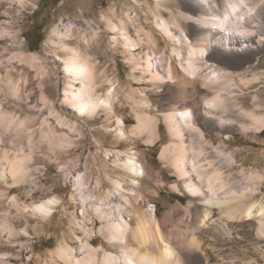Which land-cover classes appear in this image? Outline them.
Segmentation results:
<instances>
[{
	"label": "clouds",
	"instance_id": "clouds-1",
	"mask_svg": "<svg viewBox=\"0 0 264 264\" xmlns=\"http://www.w3.org/2000/svg\"><path fill=\"white\" fill-rule=\"evenodd\" d=\"M0 264H264V0H0Z\"/></svg>",
	"mask_w": 264,
	"mask_h": 264
},
{
	"label": "rangeland",
	"instance_id": "rangeland-1",
	"mask_svg": "<svg viewBox=\"0 0 264 264\" xmlns=\"http://www.w3.org/2000/svg\"><path fill=\"white\" fill-rule=\"evenodd\" d=\"M36 15L39 16V13H37ZM38 28H39V26H37V29H36V31H35L34 34H33V40H34V42H36V43H37L38 40L43 39L42 35H41V34L39 33V31H38ZM119 67H122V66L119 65V63H118V68H119ZM13 191H15V190H13ZM43 243H44V246L47 247V246L49 245V243H50V240H49V241H44Z\"/></svg>",
	"mask_w": 264,
	"mask_h": 264
},
{
	"label": "trees",
	"instance_id": "trees-1",
	"mask_svg": "<svg viewBox=\"0 0 264 264\" xmlns=\"http://www.w3.org/2000/svg\"><path fill=\"white\" fill-rule=\"evenodd\" d=\"M38 42H39V40L37 41V47H38Z\"/></svg>",
	"mask_w": 264,
	"mask_h": 264
}]
</instances>
